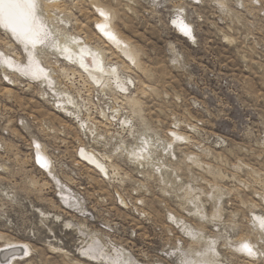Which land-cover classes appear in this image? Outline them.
<instances>
[{
    "label": "rangeland",
    "instance_id": "1",
    "mask_svg": "<svg viewBox=\"0 0 264 264\" xmlns=\"http://www.w3.org/2000/svg\"><path fill=\"white\" fill-rule=\"evenodd\" d=\"M76 1L99 45L94 3L113 11L143 70L103 91L62 74L51 38L35 52L59 85H11L0 56V264H264V0ZM0 50L29 62L1 25Z\"/></svg>",
    "mask_w": 264,
    "mask_h": 264
},
{
    "label": "bare ground",
    "instance_id": "2",
    "mask_svg": "<svg viewBox=\"0 0 264 264\" xmlns=\"http://www.w3.org/2000/svg\"><path fill=\"white\" fill-rule=\"evenodd\" d=\"M69 1H72L73 3V0H55L53 2H51L50 0H15L18 7L13 9L14 19L12 23H9L6 19H4L3 12H0V25L4 29H6V32L17 38L18 41L23 44L26 50H28L26 51V53H29V62L26 63L27 65L25 63V65H22L16 63L10 56L3 53L4 51L2 52L0 50V56L4 59L5 64V75L8 78H10L12 74L17 75L15 72L12 73L10 71L11 69H16V71L22 72L23 74H29L34 79L39 80L40 82L45 83L48 86H53L55 82L59 85V81H57V77H55V74L57 73L54 74L53 71H49L47 68H45L43 62H41L40 60L41 58L35 52L36 49H40V46L43 44V42H48V40L52 38L53 44L51 43L52 45H49L51 47H48L49 51H55V53L59 54L60 59L64 62L63 65L69 67L68 69L63 68L61 70L63 75L68 71H71L73 74H75V76L78 74L80 78L82 77L83 80L91 82V84L95 87H100L103 91L110 90L111 93H115V91L113 90L120 89L121 91H126L127 93L128 90H131V86H128V78H124L123 73L131 72L130 75H132V71L134 72V70L132 69L133 65L135 66L136 70H138V72H141L143 70L140 64L139 51L135 46L132 45L130 41L126 40L120 34L118 29L114 25L115 18L113 15V11L98 2L94 3L96 5V11L98 12L97 14L99 17V19L95 23L96 27L94 29V33L96 32V36L99 38L100 42H102L101 44L103 46L97 43H93V40L91 38L85 37L86 35L84 36V33L81 32V29L79 27L81 26V23H79V26L75 21V24L72 23V15L74 14H72L69 9L63 8L66 7V5H69ZM53 10L54 12L55 10L59 11V14L57 16H53ZM67 10H69L70 12H67ZM101 13H103V15H101ZM62 14L63 17H61ZM76 24L78 27L75 26ZM184 24H182V26H185ZM84 28L86 29V27ZM54 36L59 37L55 40ZM45 44L48 46V44L50 43L48 42ZM113 58L120 59L119 62H121L122 65H120L121 63L119 64L118 62L116 63L112 61ZM2 70H4V68ZM67 76L68 75H66V77ZM128 76L129 75L127 74V77ZM9 80L11 81V85L15 84L16 82L13 81L12 77ZM130 82H132V80H130ZM67 95L69 96L70 94ZM58 101L59 102L57 105L59 106V110L61 112L67 114L68 117H72L73 119L81 122V126L83 128H86V133L91 132L92 128L89 127V123H87V120L85 121L81 118V116L75 115L68 106H63L62 101ZM134 104H137V102H135ZM134 104L132 103L131 106ZM105 114L106 113L104 111L103 116L106 119L107 115ZM107 120L111 122L109 119ZM88 152L89 153H82L83 159H86L89 164L97 167V169H99L104 175H107L110 180L115 179V176L117 177L119 173H114L116 171V166H113V164L107 165L106 163V160L108 158L104 157L103 154L102 156H100L92 152L91 155V151ZM109 162L111 164V162L113 161ZM122 200L124 201V199ZM14 250L18 251L20 249ZM10 252L8 253L1 251L0 260L5 261L10 255Z\"/></svg>",
    "mask_w": 264,
    "mask_h": 264
},
{
    "label": "snow or ice",
    "instance_id": "3",
    "mask_svg": "<svg viewBox=\"0 0 264 264\" xmlns=\"http://www.w3.org/2000/svg\"><path fill=\"white\" fill-rule=\"evenodd\" d=\"M16 7H18V5L15 0H0V12H3L4 19H6L9 23L13 22V9H15ZM101 15H103V13H101ZM181 31L184 35L190 37V29H188L186 26H181ZM37 159L39 161L40 158L38 157ZM243 247L244 250H246L250 255L253 254L252 249L250 247H248L247 245H244Z\"/></svg>",
    "mask_w": 264,
    "mask_h": 264
}]
</instances>
